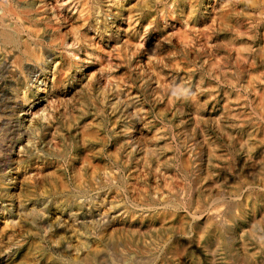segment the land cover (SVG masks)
Segmentation results:
<instances>
[{
  "label": "rangeland",
  "instance_id": "374dc122",
  "mask_svg": "<svg viewBox=\"0 0 264 264\" xmlns=\"http://www.w3.org/2000/svg\"><path fill=\"white\" fill-rule=\"evenodd\" d=\"M0 19V264H264V0Z\"/></svg>",
  "mask_w": 264,
  "mask_h": 264
},
{
  "label": "bare ground",
  "instance_id": "6f19581e",
  "mask_svg": "<svg viewBox=\"0 0 264 264\" xmlns=\"http://www.w3.org/2000/svg\"><path fill=\"white\" fill-rule=\"evenodd\" d=\"M22 2H23V1H22ZM22 2H21V3H22ZM81 2H82V1H81ZM219 2H220V1H219ZM26 6H28V5H26ZM22 7H24V6H22ZM0 20H1V19H0ZM211 29H212V28H211ZM205 30H206V29H205ZM210 31H211V30H210ZM41 33H42V32H41ZM25 37H26V35H25ZM30 38H31V37H30ZM31 39H32V38H31ZM11 44H12V43H11ZM4 46H5V45H4ZM47 57H48V56H47ZM8 62H9V61H8ZM47 64H48V63H47ZM62 64H63V63H62ZM44 67H45V66H44ZM58 67H59V66H58ZM253 68H254V67H253ZM40 70H41V69H40ZM33 71H34V70H33ZM31 74H32V73H31ZM261 77H262V76H261ZM252 79H253V78H252ZM61 81H62V80H61ZM255 83H256V82H255ZM0 93H1V92H0ZM8 93H10V92H8ZM8 95H9V94H8ZM28 96H29V95H28ZM30 96H31V95H30ZM10 97H11V96H10ZM35 97H36V96H35ZM35 97H34V98H35ZM34 98H30V100L28 101L27 109H26L27 111H29V110H33V108H34V106H35V104L33 103ZM263 99H264V98H263ZM17 101H18V100H17ZM195 101H196V100H195ZM20 102H21V101H20ZM20 102H19V103H20ZM197 102H198V100H197ZM9 103H10V102H9ZM11 103H12V102H11ZM193 103H194V102H193ZM37 104H38V103H37ZM38 106H39V105H38ZM17 107H18V106H17ZM46 107H47V106H46ZM46 107H45V108H46ZM18 110H19V109H18ZM42 110H43V109H42ZM45 111H46V110H45ZM48 111H49V110H48ZM47 113H48V112H47ZM42 114H44V113H42ZM17 115H18V114H17ZM20 115H21V114H20ZM49 115H50V114H49ZM18 116H19V115H18ZM18 116H17V117H18ZM23 116H24V115H23ZM38 116H39V114H38ZM40 116H41V115H40ZM42 116H43V115H42ZM44 116H45V114H44ZM46 116H47V115H46ZM46 116H45V117H46ZM51 118H52V117H51ZM35 119H36V118H35ZM37 119H38V118H37ZM48 119H50V118H48ZM24 120H25V119H24ZM263 120H264V119H263ZM50 121H51V119H50ZM30 122H31V121H30ZM32 122H33V121H32ZM34 122H35V120H34ZM34 122H33V123H34ZM35 124H36V123H35ZM39 124H40V123H39ZM46 124H47V123H46ZM48 124H49V123H48ZM32 125H33V124H32ZM32 125H31V126H32ZM29 128H30V127H29ZM87 129H88V128H87ZM34 130H35V129H34ZM39 130H40V129H39ZM258 132H259V130H258ZM136 133H137V132H136ZM34 137H35V136H34ZM253 139H254V138H253ZM133 140H134V139H133ZM33 143H34V142H33ZM212 150H213V149H212ZM253 150H254V149H253ZM250 153H251V151H250ZM191 154H192V153H191ZM211 154H212V153H211ZM254 157H255V156H254ZM209 158H210V157H209ZM213 158H214V157H213ZM153 159H154V158H153ZM190 162H191V161H190ZM209 163H210V162H209ZM210 164H211V163H210ZM207 165H208V164H207ZM210 166H211V165H210ZM207 167H208V166H207ZM211 167H212V166H211ZM258 167H259V166H258ZM16 168H17V167H16ZM160 168H161V167H160ZM190 168H191V167H190ZM209 169H210V168H209ZM256 170H257V169H256ZM203 172H204V171H203ZM177 173H178V172H177ZM15 174H16V173H15ZM231 174H232V173H231ZM254 174H255V173H254ZM181 175H182V174H181ZM11 176H12V175H11ZM42 176H43V175H42ZM186 176H187V175H186ZM170 177H171V176H170ZM208 177H209V176H208ZM254 178H255V177H254ZM5 179H7V178H5ZM13 179H14V178H13ZM9 180H10V179H9ZM11 180H12V179H11ZM11 180H10V181H11ZM186 180H187V179H186ZM205 181H206V180H205ZM207 182H208V181H207ZM259 182H260V181H259ZM124 184H125V183H124ZM190 184H191V183H190ZM202 184H203V182H202ZM202 184H201V185H202ZM252 184H253V183H252ZM255 185H256V184H255ZM228 186H230V184H229ZM7 187H8V186H7ZM125 187H126V186H125ZM175 187H176V186H175ZM226 187H227V186H226ZM255 187H256V186H255ZM258 187H259V186H258ZM260 187H261V185H260ZM214 188H215V187H214ZM214 188H213V189H214ZM8 189H9V188H8ZM8 189H7V190H8ZM11 190H12V189H11ZM147 191H148V190H147ZM226 193H227V192H226ZM4 194H5V193H4ZM4 194H3V195H4ZM8 194H9V193H8ZM221 194H222V192H221ZM221 194H220V195H221ZM12 195H13V194H12ZM5 196H6V195H5ZM13 196H14V195H13ZM236 197H237V196H236ZM240 197H241V196H240ZM55 199H56V198H55ZM57 199H58V198H57ZM19 200H20V199H19ZM17 201H18V200H17ZM213 201H214V200H213ZM19 202H20V201H19ZM132 202H133V201H132ZM257 205H258V204H257ZM131 206H132V205H131ZM149 207H150V206H149ZM161 207H162V206H161ZM165 207H166V206H165ZM114 208H115V207H114ZM134 208H135V206H134ZM166 208H167V207H166ZM174 208H175V207H174ZM185 208H186V207H185ZM144 210H145V209H144ZM176 210H177V209H176ZM182 210H183V209H182ZM184 210H185V209H184ZM179 211H180V210H179ZM107 212H109V211H107ZM154 213H155V212H154ZM257 213H258V212H257ZM62 214H63V213H62ZM147 214H148V213H147ZM247 214H248V213H247ZM58 215H59V214H58ZM138 215H139V214H138ZM197 215H198V214H197ZM258 215H259V214H258ZM104 216H105V215H104ZM183 216H184V215H183ZM199 216H200V215H199ZM246 216H247V215H246ZM176 217H177V216H176ZM67 218H68V217H67ZM77 218H78V217H77ZM124 218H125V217H124ZM139 218H140V217H139ZM248 218H249V217H248ZM151 219H152V218H151ZM154 219H155V218H154ZM195 219H196V218H195ZM59 220H60V219H59ZM133 220H134V219H133ZM199 220H200V219H199ZM231 220H232V219H231ZM77 221H78V220H77ZM96 221H97V220H96ZM130 221H131V220H130ZM134 221H135V220H134ZM153 221H154V220H153ZM176 221H177V219H176ZM236 221H237V220H236ZM241 221H242V219H241ZM241 221H240V222H241ZM70 222H71V221H70ZM165 222H166V221H165ZM240 222H239V223H240ZM248 222H249V221H248ZM84 223H85V222H84ZM102 223H103V222H102ZM102 223H101V224H102ZM201 223H202V221H201ZM241 223H242V222H241ZM61 224H62V223H61ZM96 224H97V223H96ZM123 224H124V223H123ZM125 224H126V223H125ZM188 225H189V224H188ZM61 226H62V225H61ZM103 226H104V225H103ZM103 226H102V227H103ZM142 226H143V225H142ZM142 226H141V227H142ZM121 227H122V226H121ZM80 228H81V227H80ZM253 228H254V227H253ZM253 228H252V229H253ZM77 229H79V228H77ZM97 229H98V228H96V230H97ZM100 229H101V228H100ZM107 229H108V228H107ZM119 229H120V228H119ZM137 229H139V228H137ZM162 229H163V228H162ZM179 229H180V228H179ZM69 230H70V229H69ZM151 230H152V229H151ZM153 230H154V229H153ZM156 230H157V229H156ZM141 231H142V230H141ZM77 232H78V231H77ZM79 232L81 233V231H79ZM109 232H110V231H109ZM144 232H145V231H144ZM150 232H152V231H150ZM158 232H159V231H158ZM231 232H232V231H231ZM64 233H65V232H64ZM107 233H108V232H107ZM112 233H113V232H112ZM116 233H117V232H116ZM159 233H160V232H159ZM153 234H154V233H153ZM164 234H165V233H164ZM252 234H253V233H252ZM60 235L62 236L61 233H60ZM72 235H73V234H72ZM253 235H254V234H253ZM85 236H86V235H85ZM85 236H83V237H85ZM209 236H210V235H209ZM65 237H66V236H65ZM71 237H72V236H71ZM106 237H107V236H106ZM210 237H211V236H210ZM72 238H73V237H72ZM115 238H116V237H115ZM205 238H206V237H205ZM208 238H209V237H208ZM56 239H57V238H56ZM61 239H62V238H61ZM97 240H98V239H97ZM113 240H114V239H113ZM135 240H136V239H135ZM200 240H201V239H200ZM203 240H204V239H203ZM203 240H202V241H203ZM207 240H208V239H207ZM60 241H61V240H60ZM110 241H112V240H109V242H110ZM114 241H115V240H114ZM101 242H102V241H101ZM184 242H185V241H184ZM204 242H205V241H204ZM247 242H248V241H247ZM71 243H72V242H71ZM200 243H201V242H200ZM85 244H86V243H85ZM70 245H71V244H70ZM70 248H72V247H70ZM218 248H219V247H218ZM218 248H217V249H218ZM238 248H239V247H238ZM80 249H81V248H80ZM92 249H94V248H92ZM219 249H220V248H219ZM77 250H78V249H77ZM96 251H97V250H96ZM198 251H200V250H198ZM80 252H81V251H80ZM91 252H92V251H91ZM91 252H90V253H91ZM77 253H78V256H79V252H77ZM86 253H87V252H86ZM200 253H201V252H200ZM83 254H84V253H83ZM217 254H218V253H217ZM192 255H193V253H192ZM200 256H201V255H200ZM74 257H75V256H74ZM76 257H77V256H76ZM81 257H84V255H83V256L81 255ZM193 257H194V256H193ZM249 257H250V256H249ZM50 259H51V258H50ZM96 259H97V258H96ZM187 259H188V258H187ZM259 259H260V258H259ZM201 260H202V259H201ZM257 260H258V259H257ZM126 261H127V260H126ZM215 261H216V260H215ZM215 261H214V262H215ZM252 261H253V260H252ZM161 263H162V262H161ZM171 263H172V262H171ZM182 263H183V262H182ZM134 264H135V263H134Z\"/></svg>",
  "mask_w": 264,
  "mask_h": 264
}]
</instances>
